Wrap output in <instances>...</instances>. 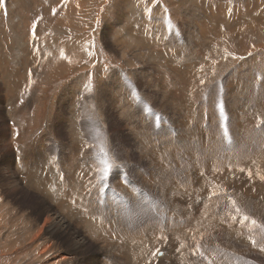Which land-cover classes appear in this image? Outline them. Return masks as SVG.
Listing matches in <instances>:
<instances>
[{"label":"rangeland","instance_id":"374dc122","mask_svg":"<svg viewBox=\"0 0 264 264\" xmlns=\"http://www.w3.org/2000/svg\"><path fill=\"white\" fill-rule=\"evenodd\" d=\"M261 32L264 33V0H4V3L0 4V39H2L0 40L2 41L0 43V78L6 82L8 90L2 88L4 86L0 81V103L3 105L2 109L0 105V153L5 149L13 151L16 147L20 150L19 148L23 146L24 155L32 156L34 164L37 167L39 165V169L42 165L45 166L46 170L43 172H46L58 163L59 157H57L58 154L54 145L61 141L76 142L74 136L69 132V127L63 122L65 119L66 122L70 123L68 110H71L74 115L77 112H84L85 118L82 119L81 124L83 128L85 127L84 130L90 136V140L92 137L94 143L95 134L99 132L97 119L100 118L103 110L109 109L116 97H121L127 101L131 100L136 106L135 108H139L142 112L146 119L144 120L146 125L153 132L164 133L166 136V138L153 140L154 144L149 146L153 153L155 151L154 155L157 154L153 159H160L156 152L157 150L161 151L164 147H167L168 151L174 149L177 156L182 158L179 163L182 167L184 166L183 169H186L187 175L183 178V183H176L177 185L181 184L180 187L169 182L167 184L171 187L170 189L177 186L178 191L181 193L183 191L184 195L187 196L185 197L178 191L177 193L181 196L170 192L172 195H178L173 196L174 202L171 201L170 208L172 213L175 211L173 213L175 216L182 217L181 204L182 211L187 213L183 217L188 222L193 223L192 229L187 230L186 237H189V241L194 244L191 248L197 249V245L200 246L196 257L198 258L197 261L201 263L196 262V264H223L224 262L229 264H264V255L260 256L256 250L250 251L249 239L247 238V232H250L249 229L252 226L250 213L252 216L258 217L264 212V207L261 209L262 211L258 208L264 205V185L262 183L264 181V152L261 151V149L264 151V139H262L264 138V34H260ZM179 33H181L180 36ZM1 34L4 36L1 37ZM104 35H107L110 40L119 38L118 47H116L118 50H114V52L108 50L101 39ZM11 36L13 39L10 38ZM3 38L5 39L3 40ZM119 55L121 57H118ZM179 62L183 63L182 65L186 64V69L182 65L180 66ZM14 82L20 83V91ZM38 87H40L39 90ZM181 87H184L183 90ZM26 88L30 89L27 90ZM165 91L169 96L166 97ZM119 94L121 95L119 96ZM151 95L153 97L159 96L160 100L155 99L157 102L152 100ZM161 97L165 99L162 98L163 100H161ZM56 100L59 101V104L62 101L60 108L63 105L64 119L63 117V120L59 119L56 135H52L50 137L52 139L48 137L47 142L52 144V149L49 144L44 149L42 139L48 134V121L53 119L49 113L52 109L51 106H54L52 103H55ZM91 120L93 121L90 122ZM93 122L97 123L94 124ZM117 125L122 130L123 123ZM108 126L117 128L112 124H108ZM17 127L19 129H16ZM10 128L13 130L12 132ZM20 129L22 130L20 131ZM244 138L248 142L246 148L237 146L239 140ZM114 140L117 143L118 137H115ZM18 144L20 146H16ZM33 147L39 148L40 151ZM75 153L73 152L72 156H75ZM61 156L65 161L68 160L67 156ZM85 156L78 159L81 162L78 161L77 165H75V161L67 165L68 181H76L75 188L79 190L78 195L85 189L88 190L91 185L95 186L93 194L99 195V197L94 208L99 209V213H105L110 206L109 204L112 203L111 197H114L110 193L109 181L107 179L105 182L101 181L95 162L91 160L92 156ZM232 158L234 159L230 164L232 166L230 169L234 168L233 171L236 173L228 168L227 170L228 173H233L235 178H233V174L229 177L219 163L220 160ZM239 158L247 159L239 160ZM131 159H135V156L131 155ZM196 162H198L197 165ZM205 164L210 167L211 171ZM203 166L207 173L204 172ZM236 167L240 169L236 170ZM84 170L88 175L84 173ZM93 170L97 175H94ZM240 170L242 173L239 172ZM4 171L5 173L2 170L0 175L6 179L10 173ZM23 171L28 177L30 173L27 170ZM198 172L200 173L198 174ZM58 173L61 180L66 179L64 170H59ZM72 173H75V177ZM212 173L216 176H214L215 178L212 177ZM252 175H256L253 176L254 179H252ZM217 177L225 178L218 181L216 180ZM159 180L156 179L155 183L157 184ZM257 180L259 183H256ZM186 181H191V184L194 183L193 188H189L190 184H185ZM8 186L9 190L13 189L11 183ZM157 186L159 187L158 184ZM137 188L139 187L137 186ZM1 190L0 187V193H2ZM3 190L5 191V187ZM67 190L72 196L70 189ZM236 190L238 193L245 192L247 194L244 193V202L245 204L248 203L246 205L249 208V214L244 213L242 203H234L235 193L232 192ZM23 191L24 197L22 193H16V200L20 201V208L28 212L36 209L35 199H40L38 192L27 189ZM103 191H106L107 195ZM142 192L143 190L139 188L133 194L136 199L135 203L123 199L127 211H123L122 218L125 219V225H129L127 227L131 228L130 233L135 239L134 242L140 241L142 236L138 234V226H140L138 223L141 221L140 217H143V221L145 219L144 207H146L149 217L155 215L156 223L168 221L170 225L179 226L181 224V220L176 219L172 223L173 216L164 210L160 204L154 205L149 193ZM192 193L197 196H193ZM44 195L47 194L44 193ZM47 196H49L47 201L50 202L44 204L47 208L54 207V212L58 216H62L60 213L63 212V215L73 219L68 213L71 212V209L62 211L58 208L59 201H56L57 204L55 205L53 204L55 202L50 200L51 196ZM174 197L177 199L175 200ZM220 205L225 207L222 208ZM6 206V201L3 198L1 209L4 210ZM77 206L79 205H76L74 211L77 214L75 222L82 224L86 221L84 216L88 212L80 208V213H78ZM136 206L140 208L141 213ZM155 207L160 208L161 213L157 212ZM112 209L114 212H119L114 206ZM213 210L216 211L213 213ZM221 210L223 211L221 212ZM209 214L213 215L209 216ZM214 216L215 219H213ZM159 222L157 226H162V223ZM135 226L137 227L135 228ZM228 230L229 232H227ZM254 230L255 232L258 231L259 243H264V227L256 224ZM194 233L196 235H193ZM225 233L233 235L231 242L225 238ZM6 237L5 229L1 227L0 244L2 242L3 244L0 245V250H4L9 245V238ZM186 244L188 245V243ZM226 244L232 248L227 249ZM158 245L154 238L151 246L148 244L153 251ZM189 253H191L190 249L185 247H176L175 249L176 257L185 256L184 264H195L189 262ZM161 257L162 255L157 258L160 259ZM28 259L29 255L24 253L8 256L6 251H0V264H24Z\"/></svg>","mask_w":264,"mask_h":264},{"label":"bare ground","instance_id":"6f19581e","mask_svg":"<svg viewBox=\"0 0 264 264\" xmlns=\"http://www.w3.org/2000/svg\"><path fill=\"white\" fill-rule=\"evenodd\" d=\"M254 32H256V31H254ZM209 33H210V31H209ZM180 34L181 33H179V36H180ZM260 34H264V33L261 32ZM11 35H12V33H11ZM13 35H15V34H13ZM3 36L1 34V37H3ZM10 38L13 39L12 36ZM18 38H19V36H18ZM263 38H264V36H263ZM263 38H261V39H263ZM4 39L5 38H3V40ZM101 39H102L103 43L106 44V47L108 48L109 51L114 52V50H118V49H116V47H118V39L119 38L117 40H112V39L110 40L107 37V35H104V36H102ZM120 39H121V37H120ZM199 39H201V38H199ZM0 40H2V39H0ZM0 43H2V41H0ZM71 51H72V49H71ZM119 53H120V50H119ZM124 53H125V51H124ZM118 57H121V56L119 55ZM4 58L6 59L7 57L5 56ZM198 60H200V59H198ZM193 63H195V62H193ZM198 63H199V61H198ZM10 64H11V62H10ZM178 64L181 66L183 63H180L179 62ZM185 65H182V67L186 69L187 66H185ZM254 65H256V64H254ZM161 67H162V65H161ZM14 68L16 69V67H14ZM244 68H245V65H244ZM3 71H6V70H3ZM51 71H53V70H51ZM163 73H164V71H163ZM187 73H189V72H187ZM185 74H186V70H185ZM231 80H233V79H231ZM0 81L2 82V85L4 86V87H2V86L1 87L2 88H5L6 90H8V88L6 87V82L2 78H0ZM14 83H16V82H14ZM20 86H21L20 83L18 84V82H17L16 83V87L19 88ZM81 86L83 87V85H81ZM233 86H234V84H233ZM160 87H161V85H160ZM230 87H231V85H230ZM22 88L24 89L23 86H22ZM30 88L32 89L31 86H30ZM169 88H171V87H169ZM183 88L184 87H181V90H183ZM246 88H247V86H246ZM29 89H27V90H29ZM39 89H40V87H38V90ZM258 89H259V87H258ZM263 90H261V91H263ZM19 91H20V88H19ZM19 91H15V92L18 93ZM119 92H120V90H119ZM167 93H170V92H167ZM165 94H166V91H165ZM165 94H163V95L165 96ZM120 95L121 94H119V96ZM167 95L168 94H166V97H167ZM6 97H7V95H6ZM151 97H152V100H155V99H159L160 100V97L157 96V95H155V97H153V95H151ZM263 97H264V95H263ZM101 98H103V97H101ZM162 98L163 97H161V100L165 99V98H163V99ZM184 98H185V96H184ZM173 99H174V97H173ZM184 100H186V99H184ZM223 100H224V98H223ZM257 100H258V98H257ZM155 101L157 102V100H155ZM169 102H171V100ZM61 103H62V101H61ZM61 103L59 104V101L57 102V100L55 101V103H52L54 106H51L52 109L50 110V113L49 114L52 115V117L51 116L50 117L53 118V119H50L49 121L47 120L49 122V124H48L49 130L47 131L48 134L45 135V138L42 139L43 142H44V143H42V146H43L44 149H46L48 147V144H49L47 142L49 140L48 137L50 138V137H52V135H56L55 133L57 132V126H58L59 119L61 120L62 117L64 119V112L62 110L63 109L62 108L63 105L60 108ZM185 103H187V102H185ZM233 103H234V101H233ZM0 105H1V109H2V106H3L2 103H0ZM178 105H180V104H178ZM181 106H183V105L181 104ZM135 107L136 106L133 105V102L131 100H128L127 101L126 99H123L121 97H116L115 100L113 99V101L111 103V107L109 109H104L103 112L101 111L102 114L100 115V118L98 117V119H97V121L99 122V124L97 125L98 126V129H99V132H96V134L93 133V134H95V142L94 143H93L92 137H91V140H90V136H88L87 132L84 130L85 127L83 128V125L81 124L82 119L85 118L84 112L83 111L82 112H77V114L74 115V114H72L71 110H68V113L67 114L70 115V123L69 122H66L65 119H64L63 122L69 127V129H70L69 132H71V135L74 136L76 142L75 143L63 142V141H61L59 139L61 142H58V143H56L54 145L55 148H56L55 149L56 150V153L58 154L57 157H59L58 163L56 162L57 164H55V166L52 165L53 168L51 167L46 172H43L44 170H46L45 169V166L43 167V165L41 164L42 166L39 169V165L37 167V165L34 164V159L32 158V156H25L24 155L25 152L22 149L23 146H21V148H19L20 150L16 149L17 148L16 147L15 149H13L14 152L11 149L10 150H6V149L5 150H2V152L0 153V173L2 174V170L5 173L4 170H6L10 174H9L8 178H6V179H5V177L3 175H0V187L2 189L1 190L2 193H0V228L3 227L5 229V233L7 234V237L6 238L7 239L9 238V241L10 242H9V245H8L7 248L6 247L5 248L3 247L4 250H0V251H6L7 254H8V256H16L17 254H20V253H24L25 255H29V259L27 261H25L24 264H184L185 263V256H180V257L178 256V257H176L175 249H176V247H185L187 249H190V251H191V253L188 254L189 262L190 263H195V264H196V262H199V261H197L198 258L196 257V255L198 253V250H199L200 246L197 245V249H195V248L193 249V247L191 248V246L194 245V244L191 241H189L190 240L189 237H186L187 236V233H188L187 230L192 229L193 223L188 222L186 220V218L183 217L187 213L182 211V205L181 204H180V212L183 214L182 217L175 216L173 214V213H175V211L172 213V210L170 208V205H172L171 204V201L174 202L173 196H178V195H172L170 192L177 193V191H178V187L177 186L180 187L181 184L180 185H177L176 183L177 182L183 183L182 182L183 181V178L187 176L186 173H185L186 172V169L184 170L183 169L184 166L182 167V165L179 163V161H182V158H180V157L177 156V152L174 149L168 151V149H166L167 147H164V148L161 149V151L160 150H157V152H156V153L159 154L160 159H158V160L157 159H153V157H156L157 154L154 155L155 151L153 153L152 149L150 150L149 146L154 144L153 143V140L156 141V140H159L161 138H166V136H165L164 133H157L156 131L153 132L152 129L146 125V122L144 121L146 119L144 118L142 112L139 110V108H135ZM247 109H248V107H247ZM4 111H6V110H4ZM4 111H3V113H4ZM191 111H193V110L191 109ZM260 111H261V109H260ZM99 112H100V110H99ZM180 115H181V113H180ZM146 118H147V115H146ZM191 118H193V117H191ZM92 119H95V117H92ZM198 119H199V117H198ZM161 120H163V119H161ZM92 121L93 120H91L90 122H92ZM213 121H211V122H213ZM249 122H250V120H249ZM249 122H247V123L249 124ZM93 123H92V125H93ZM95 123H97V122H95ZM118 123H123V126L121 127L122 130L119 129V126L117 125ZM108 124L115 125V126H117L118 129L117 128H113V127H109ZM215 125H216V123H215ZM18 126H20V125H18ZM19 128H21V126ZM19 128L17 127L16 129H19ZM10 130H11V132L13 131L11 128H10ZM21 130L22 129H20V131ZM64 130H66V129H64ZM215 131H216V129H215ZM61 133H62V131H61ZM215 133H217V132H215ZM9 134H11V133H9ZM258 135H259V133H258ZM115 137H118L117 143L114 140ZM50 139H52V138H50ZM262 139H264V138H262ZM165 141H168V140H165ZM49 142L51 143V141H49ZM247 143L248 142H246V139L244 138V139L239 140V144H237V146L239 145V146H241V147L244 148ZM51 145L52 144H49V146L52 149V146ZM16 146H20V145L18 144ZM2 147H4V146H2ZM2 147H1V149H4ZM25 147H26V145H25ZM38 147H40V146H38ZM48 150H50V149H48ZM38 151H40V150H38ZM62 151H63V153L61 154ZM261 151H262V153L264 152L262 149H261ZM261 151H259V154H261L260 153ZM73 152H76L75 153V156H72L73 155L72 154ZM179 152H180V150H179ZM31 153H29V154H31ZM35 153L36 152L34 151V154ZM232 154H231V156H232ZM61 155L67 156L68 160L65 161L64 158H62ZM85 155H87L88 157L92 156V159L91 160H93L95 162V165H96L95 167H96V169H98L97 171L100 173L101 181L105 182L106 181L105 179H107L109 181V184H110L109 189L111 191L110 193L114 197L112 198L109 195L111 197L112 203L109 204L110 206H108V208L105 211V213H103V212L102 213H99V209L97 210L96 208H94L95 202H96V200L99 197V195L98 196H95L93 194V191H94V187L95 186L91 185L88 190L85 189L83 192H80V194L78 195V191L79 190L77 188H75L76 187V181L75 180L68 181L69 179L67 177L69 176V172L67 171V165L73 163L74 161H75V165H77V162L79 161L78 159L83 158V157H86ZM131 155H134L135 156V159H131ZM42 156H43V154H42ZM190 158H189V160H190ZM233 159L234 158L229 159V160L228 159H223V160H220V162H219L221 164L222 169L225 170V172L227 173V175L229 177H231L233 173H236V172L233 171L234 168L230 169V167H232V166H230V164L232 163V160ZM246 159L239 158V160H246ZM206 160H207V157H206ZM79 162H81V161H79ZM193 162H195V161H193ZM197 163L198 162H196V165H197ZM216 163H218V162H216ZM91 164H92V162H91ZM191 164H193V163H191ZM86 165L87 164L85 163V166ZM89 165H90V163H89ZM215 165H217V164H215ZM81 166H80V168H81ZM206 166L209 167L208 165H206ZM75 167H77V166H75ZM233 167H235V166H233ZM238 167H239V165H238ZM247 167L250 168L249 166H247ZM254 167H255V164H254ZM199 168H201V167H199ZM202 168H204V166ZM227 168L229 170H231L233 173L232 172H231L232 174L228 173ZM237 169L238 168L236 167V170ZM23 170H27L28 173H30L28 175V177L25 176ZM59 170H62V171L64 170L65 171V177H66V179L64 178L63 180H61V178H59V176H60V174L58 173ZM78 170L80 171V169H78ZM94 170H93V172H94ZM195 170H196V168H195ZM209 170H210V167H209ZM217 170H220V169H217ZM243 170H245V169H243ZM205 171H206V169L204 168V172ZM187 172H189V171H187ZM239 172H241V170ZM247 172H249V171H247ZM79 173H81V171ZM84 173H85V170H84ZM89 173H91V172H89ZM199 173L200 172H198V174ZM205 173H207V172H205ZM72 174L74 176L75 173H72ZM85 174H87V173H85ZM95 174L97 175L96 172H94V175ZM217 174H218V172H217ZM81 176H82V174H81ZM214 176L215 175L213 174L212 177H214ZM233 176H234L233 178H235V175L234 174H233ZM236 176H238V175H236ZM246 176H248V175H246ZM253 176H256V175H252V179H254ZM223 178H225V177H220V178H218L216 180L220 181ZM239 178H241V177H239ZM156 179H160L159 181H157V184L159 185V187L155 183V180ZM167 182L172 183V184H176L177 186H173L172 189H170L171 187L168 186ZM9 183L12 184V186H11L13 188L12 190H9V186H8ZM82 183H85V182H82ZM186 183L190 184L189 185L190 186L189 188H193L194 183L191 184V181H186L185 184ZM256 183H259L258 180L256 181ZM262 183L264 185V181H262ZM69 184H70V187H69ZM137 186L139 188H141L143 190V192L149 193V195L151 196V201L153 202L154 205L155 204H160V206L164 210H166L170 215L173 216V220L171 221L172 223H174L173 221L176 219V220H181V224L179 226L178 225L175 226V225H172V224L170 225L169 224L170 222L168 223V221H166L165 223H162L161 222L162 223V226H157V224H158L159 221L156 223L157 220L154 218L155 215H154V217H153V215H151L149 217V215H147V209H146V207H144L143 209L145 211L143 212V215H145L144 216L145 219L143 221V219H142L143 217H140V219H141V221L139 220L140 223L137 222L140 225V226H138V230H139L138 234H141L144 238L141 236L140 241L134 242L135 239L133 238V235H131V233H130L131 228L127 227L129 225H127V226L125 225V222H124L125 219L123 220L122 213H123V211H125L127 209L125 207V205H124L123 199H125L126 201L128 200V202H131V203H135L136 202V199H135V197H134L133 194L136 193V191L139 189V188H137ZM185 186H187V185H185ZM4 187H5V191L3 190ZM183 187H184V184H183ZM183 187H182V189H184ZM86 188H87V186H86ZM189 188H187V189H189ZM235 188H236V186H235ZM22 189L23 190L24 189H27L29 191L30 190L31 191L34 190V191L38 192V196L40 197V199L37 200V199L34 198L35 199L36 209L30 210L28 212V211H26V210L24 211L22 208H20V201H17L16 200V193H19L20 192V193H22V195L24 197V194H23L24 191ZM67 189H70V192H71V195L72 196H70L69 191ZM252 189H254V188H252ZM16 190H18L19 192H17ZM96 190H97V188H96ZM239 190H240V188H239ZM184 191H185V189H184ZM250 191H251V189H250ZM253 191L254 190H252V192ZM178 192L181 193V191H178ZM44 193L51 196L50 197V200H52V202H55L53 204L56 205L57 204L56 201H59V204H58L59 207L58 208H60L62 211L65 212V211H69V209H71V212L69 211L68 213H70L69 215H71L73 217V219H69L67 216L63 215L62 214L63 212L60 213L62 216H58L56 214V212H54L55 211L54 207L51 208V209L50 208H47L44 204L45 203H47V204L50 203V202L48 203V201H47V199L49 198V196L44 195ZM103 193L105 195H107L106 194V191L105 192L103 191ZM179 193H177V194H179ZM232 193H235V198H233L234 199V203L235 204L236 203H239V204L242 203L243 206H244V213L249 214L248 213L249 208L246 205L248 203L245 204V202H244V200H245L244 198H245V194L246 193L245 192H244L245 194L243 192L238 193L237 190L235 192H232ZM181 194L184 195L183 191H182ZM181 194H179V195L181 196ZM194 194H193V196H197V195H194ZM184 196L186 197L187 195H184ZM223 197H225V196H223ZM250 197H252V196H250ZM3 198L5 199L6 204H7V206H6V208L4 210L1 209V202H2ZM187 198H189V197H187ZM190 198H192V197H190ZM13 199H15V201H13ZM22 199H24V198H22ZM140 199H139V201H140ZM176 199L177 198H175V200ZM178 199H179V197H178ZM225 199H227V198L225 197ZM143 200H146V199H143ZM214 201H216V200H214ZM131 203H130V205H131ZM175 203H176V201H175ZM214 203H216V202H214ZM77 204L80 206V207L77 206L78 213H80L79 212V209L80 208H81V210L84 209L86 212H88V213H86V216H84L85 219H86V221L84 223H82V224H79V223H76L75 222L76 221L75 219H76V215L77 214L74 213V211H75V207H76ZM98 205H99V203H98ZM130 205H128V206H130ZM113 206L115 208H117L119 210V212H114L113 209H112ZM221 207L224 208L225 206L224 207L221 206ZM239 207H240V205H239ZM263 207H264V205L263 206H260L258 208L261 210ZM136 208L141 213L140 208L138 206H136ZM155 208H157V207H155ZM217 208L219 209V206ZM227 209H228V207H227ZM57 210H59V209H57ZM129 210H130V208H129ZM160 210H161L160 208H157V212H160L161 213ZM214 211H216V210H213V213H214ZM222 211L223 210H221V212ZM230 211H232V210H230ZM129 212H131V211H129ZM150 212H151V210H150ZM215 213L218 214L217 212H215ZM223 213H225V212H223ZM263 213L260 214L258 217L257 216H252V213H250L249 216H250V219H251V222H252V226L249 229L250 232L249 231L247 232V238L249 239V243L248 244H249L250 251L251 250H256L257 251L256 253L260 254V256H263L264 255V243H261V242L259 243V241H260L259 234L257 233L258 231L255 232L254 225L260 224V225H262L264 227V215H263ZM132 214H133V212H132ZM135 214H137V213H135ZM210 215L211 214H209V216ZM71 216H70V218H71ZM215 216H214L213 219H215ZM159 218H157V219H159ZM81 219H80V221H81ZM133 220H134V218H133ZM72 221H74V222H72ZM236 222H237V220H236ZM221 223H223V222H221ZM128 224H129V222H128ZM132 225H130V226H132ZM224 225H225V223H224ZM228 226H230V225H228ZM136 227L137 226H135V228ZM256 230H258V229H256ZM227 232H229V230ZM193 235H196V233H194ZM153 238L155 240V243L159 244L155 251H153V250L150 249L151 242L153 241ZM225 238L229 242H231L232 239H233V235L231 233H225ZM223 240H225V239H223ZM234 240H236V239H234ZM6 242H8V241H6ZM205 242H207V241H205ZM186 243H188V245ZM1 244H3V242ZM148 244H150V246H148ZM125 248H126V251H125ZM148 248H149V250H148ZM226 248L230 250L232 247H229V245L226 244ZM192 253H193V255H192ZM160 255H162V257L160 259H158L157 257H160ZM209 259H210V257H209ZM199 263H201V262H199ZM223 264H229V263L224 262Z\"/></svg>","mask_w":264,"mask_h":264},{"label":"snow or ice","instance_id":"6c2138e0","mask_svg":"<svg viewBox=\"0 0 264 264\" xmlns=\"http://www.w3.org/2000/svg\"><path fill=\"white\" fill-rule=\"evenodd\" d=\"M4 3V0H0V4H3Z\"/></svg>","mask_w":264,"mask_h":264}]
</instances>
